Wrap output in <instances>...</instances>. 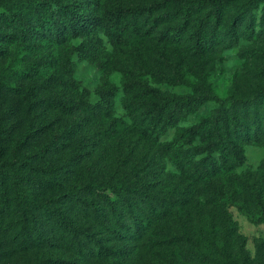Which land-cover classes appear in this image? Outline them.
<instances>
[{
  "label": "rangeland",
  "instance_id": "rangeland-1",
  "mask_svg": "<svg viewBox=\"0 0 264 264\" xmlns=\"http://www.w3.org/2000/svg\"><path fill=\"white\" fill-rule=\"evenodd\" d=\"M197 2L88 0V9L102 15L120 9L164 6L127 18L126 36L120 45L99 33L23 51L18 48L22 40L16 23L23 7L17 2H0V165L6 166L2 173L9 172L0 182L6 191L0 188V264H48L46 251L32 248L35 237L28 234L33 233L36 220L25 218L18 203L5 196L24 194L29 211L43 202L50 204L54 213L67 212L106 245L111 239L108 228L102 219L90 215L89 209L91 204L107 207V198L81 195L73 199L69 194L73 184L92 181L135 185L141 181L152 185L153 196L169 198L177 207L184 188L189 200L201 201L203 182L180 172V158L170 159L164 145L203 120L222 133H252L256 146L245 147L246 163L237 171L260 172L264 166V0H239L226 9L221 26L208 32L207 47L201 53L191 50L190 32L182 42H163V32L182 24L180 7L191 8ZM47 15L45 11L40 20L34 17L41 31L46 30ZM237 18H244L245 23L233 32L231 24ZM249 21L254 25L253 32L247 29ZM17 71H23L24 76L14 75ZM71 78L81 92H89L85 98L94 109L70 115L61 113L55 105L42 104V85L62 81L57 91L66 98L72 94L68 86ZM146 86L170 96L199 95L206 87L226 102L231 124H214L220 120V105L210 101L174 128L151 126L158 140H139L135 128L151 123L146 118ZM128 87H136L133 94L127 93ZM73 130L81 137H73ZM135 205L137 210L143 206L139 202ZM242 208V196H238L229 205L232 220L244 238L247 255L264 264V215L254 217ZM194 217L185 224H198V215ZM59 219L58 215H37L38 222L51 225ZM177 227L181 226H173ZM56 243L51 250L55 258L72 256L75 262L88 264L86 252L82 257L63 239ZM110 246L122 252L119 261L126 258L127 264H154L145 243L135 244L128 238ZM89 264L100 263L96 259Z\"/></svg>",
  "mask_w": 264,
  "mask_h": 264
},
{
  "label": "trees",
  "instance_id": "trees-1",
  "mask_svg": "<svg viewBox=\"0 0 264 264\" xmlns=\"http://www.w3.org/2000/svg\"><path fill=\"white\" fill-rule=\"evenodd\" d=\"M238 1L198 0L194 7L181 6L179 12L183 21L180 28H169L161 34V40L166 43L171 41L179 43L190 32L191 50L195 53L203 52L207 47L208 32L221 26L226 9ZM0 2H17L23 7L16 18L19 37L22 40V45L18 48L22 51L42 46L43 43L62 45L76 39H87L99 33L105 34L116 45H120L126 36L124 23L127 18L131 15L143 16L146 12L161 10L164 6L120 9L117 13L102 15L88 9V0H0ZM45 11L48 12L45 17L47 27L41 31L34 23V17L40 20ZM244 23V18L235 19L231 24V30L237 32L239 26ZM253 26L249 21L247 29L253 32L255 30ZM13 74L24 76L23 71ZM47 84L41 88L39 99L42 100V104L55 105L61 113L70 115L81 110L94 109L85 98V94L87 97L89 92L87 90L81 92L74 79L71 78L68 82L72 94L66 98L60 97L57 91V87L62 86V81L55 85ZM135 89L136 87H128L126 91L133 94ZM144 91V96L148 99L145 104L146 118L151 120V123L150 125L143 123L135 128L139 140L151 141L154 138L158 140L156 133H151V126L163 125L164 128H174L210 101L220 105V120L214 124L226 126L231 124L230 114L225 107L226 102L213 95L206 87L199 95L170 96L148 86L144 87ZM261 93L264 94V89ZM207 124L208 121L203 120L193 127L183 129L179 138L164 145L166 150L164 151L170 159L180 158L178 163L180 172L194 175L203 182L205 188L204 194L201 193V201L194 198L189 200L184 188L177 207L169 198L160 199L153 196L150 193L152 185L141 181L135 185L90 181L71 186L69 194L73 199H78L81 195H104V198H107L105 203L107 207L100 208L99 205L91 204L89 212L90 215L102 219V224L108 228L111 238L108 245L96 239L94 234H88L67 212L54 213V209L48 203L36 204L33 210L29 211L25 207L28 198L24 194L18 193L15 197L5 198L17 202L19 211L25 218L32 216L36 220L33 221V233L28 234L35 237L32 248L38 247L42 253L44 248L48 264H80L75 262L72 256L55 258V253L51 250L54 248L53 242L56 243L59 238L68 243L71 249L79 250L77 252H80L82 257L86 252L88 264L96 259L100 264H127L126 258L119 261L121 251L108 246L112 242L117 244L125 242L128 238L135 244L145 243L149 247L154 264H259L258 260H252L247 255L244 238L238 232L229 211V205H233L237 197L242 196L243 211L247 210L254 217L264 215V166L258 174L253 172L240 174L237 171L238 167H243L246 163L245 147L256 146L254 135L234 134L228 130L222 133L218 128H209ZM70 133L75 138L82 135L74 130ZM186 147L189 149L186 150ZM200 156H203L201 160H196ZM5 168V165H0V182H4L9 176L8 171L1 172V169ZM197 184L194 183V186ZM0 188L5 191L4 185ZM135 202L141 203L142 208L137 210ZM37 215L41 217L58 215L60 219L56 225H51L38 222ZM195 215H198V224L193 222L185 224L187 220L193 221ZM175 225L181 227L173 228Z\"/></svg>",
  "mask_w": 264,
  "mask_h": 264
}]
</instances>
